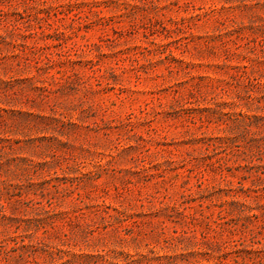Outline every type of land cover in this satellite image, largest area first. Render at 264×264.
Returning <instances> with one entry per match:
<instances>
[{
	"label": "rangeland",
	"instance_id": "374dc122",
	"mask_svg": "<svg viewBox=\"0 0 264 264\" xmlns=\"http://www.w3.org/2000/svg\"><path fill=\"white\" fill-rule=\"evenodd\" d=\"M0 264H264V0H0Z\"/></svg>",
	"mask_w": 264,
	"mask_h": 264
}]
</instances>
